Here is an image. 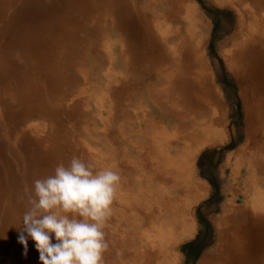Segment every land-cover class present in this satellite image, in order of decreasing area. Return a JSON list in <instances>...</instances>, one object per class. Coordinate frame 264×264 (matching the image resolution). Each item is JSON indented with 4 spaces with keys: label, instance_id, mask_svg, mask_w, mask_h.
I'll use <instances>...</instances> for the list:
<instances>
[{
    "label": "bare ground",
    "instance_id": "bare-ground-1",
    "mask_svg": "<svg viewBox=\"0 0 264 264\" xmlns=\"http://www.w3.org/2000/svg\"><path fill=\"white\" fill-rule=\"evenodd\" d=\"M32 1L48 11L45 19L18 30V67L2 59L18 100V142L32 166L18 184L19 193L29 187L19 199L18 230L33 181L79 156L121 176L104 264H183L178 250L196 232L192 210L208 194L195 157L225 139L206 17L190 0H65L64 10L52 0H0V10ZM210 1L237 15L224 58L243 88L239 169L249 189L239 206L235 188L225 187L233 198L197 264H264V0ZM133 122H140L137 143L126 135ZM4 238L0 255L18 247V264H30L18 239Z\"/></svg>",
    "mask_w": 264,
    "mask_h": 264
},
{
    "label": "rangeland",
    "instance_id": "rangeland-1",
    "mask_svg": "<svg viewBox=\"0 0 264 264\" xmlns=\"http://www.w3.org/2000/svg\"><path fill=\"white\" fill-rule=\"evenodd\" d=\"M45 1L48 2L50 0ZM52 1L56 10H64L67 6L65 0ZM190 1L200 9L210 26L206 58L211 68L215 86L225 105L226 114L225 139L223 143L205 147L195 157L196 171L201 180L207 184L208 194L192 210V218H194L196 223V232L193 237L184 241L178 250L184 261L183 264H197L203 253L209 248L214 233V226L222 222L224 217V212H222L221 208L233 198L229 191L223 193L225 187L233 186L235 188L234 193L237 196V205L239 206L243 205V195L249 189L243 184L241 178L245 173V169L244 167L239 169L241 161L240 150L246 144L243 88L235 73L227 66L224 58L225 51L230 50V47H226L225 44L226 40L234 32L236 11L230 7L219 6L210 0ZM25 2H17L12 7L0 10V233L6 236L7 239L11 237L15 240L18 239L20 233L18 230V203L19 199H21L20 196L24 197V192L29 190L26 183L29 178L24 181L26 184L22 185V189L19 188L20 193L18 184L24 174L26 177L31 174L32 166L25 154L22 142H18V100L13 94L12 83L7 82L8 75L5 73L2 59L12 62V65L18 67V60H16V57H18V30L26 28V26V29L30 30L32 27L30 22L35 21L38 15L45 19L48 13L44 7L38 6L39 3L36 1L27 2V4ZM20 12H22V15H20ZM143 103L147 109L152 106L150 102L146 103L144 101ZM139 105L134 106V109H139ZM140 119L141 114L133 117L136 122L140 121ZM139 123L133 122L126 129V135L129 136L127 140L134 143L138 142L137 131L140 129ZM159 125L165 126L162 122H159ZM71 126L69 125V127ZM168 132L171 134L170 131ZM85 136L83 134L82 137L84 138ZM88 138L90 142L92 139ZM94 147L98 149L97 146ZM102 149L107 151L106 147H102ZM132 153L134 154V151ZM18 154L22 158L19 163ZM133 156L142 158V155ZM239 170L240 176L234 178V172ZM4 240L6 239L0 240V243ZM15 249L17 253L15 252L14 254L11 249L9 250L5 247L0 255V263L11 264L10 261L12 259L13 264H18V258L13 256L18 255V247ZM19 251L25 252L24 247L21 246ZM35 252V244L32 240H29L26 252L27 263L40 264L39 259H37L39 254Z\"/></svg>",
    "mask_w": 264,
    "mask_h": 264
},
{
    "label": "clouds",
    "instance_id": "clouds-1",
    "mask_svg": "<svg viewBox=\"0 0 264 264\" xmlns=\"http://www.w3.org/2000/svg\"><path fill=\"white\" fill-rule=\"evenodd\" d=\"M120 183L118 171L95 169L79 156L35 179L18 235L25 253L30 239L40 264H104L105 228Z\"/></svg>",
    "mask_w": 264,
    "mask_h": 264
}]
</instances>
